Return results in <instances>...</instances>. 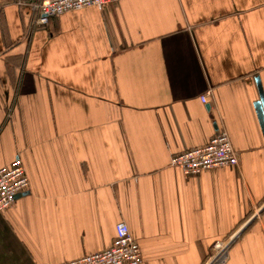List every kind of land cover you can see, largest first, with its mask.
<instances>
[{
  "label": "crops",
  "instance_id": "0c3cea01",
  "mask_svg": "<svg viewBox=\"0 0 264 264\" xmlns=\"http://www.w3.org/2000/svg\"><path fill=\"white\" fill-rule=\"evenodd\" d=\"M37 1L0 0V167L29 180L0 264L107 250L119 222L142 264H206L238 230L221 264H264V0H119L42 27ZM220 129L237 166H170Z\"/></svg>",
  "mask_w": 264,
  "mask_h": 264
},
{
  "label": "built area",
  "instance_id": "2783aa9c",
  "mask_svg": "<svg viewBox=\"0 0 264 264\" xmlns=\"http://www.w3.org/2000/svg\"><path fill=\"white\" fill-rule=\"evenodd\" d=\"M119 0H39L33 6L34 26H46L52 18L69 12L80 11L84 8L95 7L101 9L109 3ZM210 91L201 101L207 102ZM225 130H218L203 147L191 148L172 155L170 166L178 168L186 178L203 171L229 166H237L238 155L232 148L230 139ZM29 189V180L22 164L17 158L11 164L0 167V211L15 206L18 196ZM256 210L252 218L258 215ZM240 230L217 243L206 264H221L227 257L229 246L233 243ZM132 237L124 222L115 227V237L112 245L104 251L96 252L78 260L62 264H142L141 250Z\"/></svg>",
  "mask_w": 264,
  "mask_h": 264
},
{
  "label": "water",
  "instance_id": "95a60500",
  "mask_svg": "<svg viewBox=\"0 0 264 264\" xmlns=\"http://www.w3.org/2000/svg\"><path fill=\"white\" fill-rule=\"evenodd\" d=\"M256 82H257L256 84L258 85L259 92H260V101L257 102L256 108H257L258 112L262 111L263 114H264V97H263V94H262V90L260 88V84H258L259 83L258 79L256 80Z\"/></svg>",
  "mask_w": 264,
  "mask_h": 264
},
{
  "label": "rangeland",
  "instance_id": "374dc122",
  "mask_svg": "<svg viewBox=\"0 0 264 264\" xmlns=\"http://www.w3.org/2000/svg\"><path fill=\"white\" fill-rule=\"evenodd\" d=\"M257 214H258V215H256V218H258V217H259V215H260V212H258Z\"/></svg>",
  "mask_w": 264,
  "mask_h": 264
}]
</instances>
